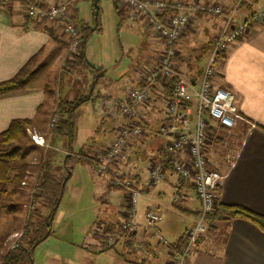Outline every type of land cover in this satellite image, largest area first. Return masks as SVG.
Returning a JSON list of instances; mask_svg holds the SVG:
<instances>
[{
    "label": "crops",
    "instance_id": "obj_1",
    "mask_svg": "<svg viewBox=\"0 0 264 264\" xmlns=\"http://www.w3.org/2000/svg\"><path fill=\"white\" fill-rule=\"evenodd\" d=\"M34 1L44 6L69 1L71 15H76L78 21L93 27L90 21L80 17L78 0ZM93 1L97 3V0ZM182 1L219 3L228 8L235 2ZM249 1L252 5L247 11L240 13L238 20L256 6L264 5V0ZM118 6L117 3L115 7L119 25L128 21L133 26L136 25L144 44L137 48L134 55L123 51L121 55L117 52L110 57L108 45L99 47L100 41L97 42L98 37L103 34L102 28L95 31L91 39L99 49L93 46L90 48L87 43L85 57L92 66L102 69L103 77L98 86L92 89L93 78L89 71L65 69V63L71 58L69 38L57 23L28 18L18 2L0 4V82L12 78L28 62L33 61L39 72L51 66L59 69L58 77H62L64 72L68 77H81L80 82L75 84L79 86H74L64 100H72L79 95L88 96L89 99L83 105L93 106V111L100 120L101 127L98 130L112 136L106 145L104 141H93V145L85 143L77 151L88 152L95 157L115 139L120 126L126 122L117 107L118 101L126 98L131 87L143 85V70L152 67L163 49L160 38L144 16H134L127 8ZM222 22L223 18L219 16L191 13L190 24L178 45L177 67L192 83L199 82L203 69L193 66L192 57L206 59ZM90 55L95 61L90 60ZM125 56L131 64L123 66ZM115 68H118L115 70L117 74L111 73ZM39 74L23 90L0 95V133L17 119L30 120V127L39 132L47 127L49 116L56 111L61 99V89H58L59 95H53L48 84L37 82ZM212 83L214 87L234 94L235 103L243 116L231 130L212 121L216 134L214 145L207 149L209 163L212 168L225 175L219 192V204L242 205L264 216V23L252 25L245 37L228 46ZM168 96L169 89L165 83L158 81L151 100L138 110L140 118L146 124L144 134L128 140L123 157L114 162L105 174H97L92 166L86 164L104 183L105 188L103 187L104 194L99 197L103 215L95 223L94 236L88 239L92 244L84 247L89 250L93 248L95 254L108 255L103 250L120 243V251L108 256L110 260H114L111 264H173L171 250L182 248L185 232L194 224L200 210V201L191 182L180 179L169 166L165 178L157 186L150 188L147 196L140 202L138 229L129 234L122 228L127 199L123 189L111 184L112 171L120 170L129 174L137 187L144 186L149 178L150 165L162 160L165 155L168 137L158 133L157 129L166 119ZM231 135L238 140L233 163H229L223 155L227 137ZM66 147L65 151L75 153L72 147L69 149L67 141ZM174 156L181 155H172ZM150 206L161 215V220L154 227L148 226L145 215ZM208 226L206 234L193 248L187 264H264V230L253 222L235 218L225 223L211 218L208 219ZM157 230L167 238L170 245L159 241ZM105 234L115 235L116 243L106 246L103 238Z\"/></svg>",
    "mask_w": 264,
    "mask_h": 264
},
{
    "label": "built area",
    "instance_id": "obj_2",
    "mask_svg": "<svg viewBox=\"0 0 264 264\" xmlns=\"http://www.w3.org/2000/svg\"><path fill=\"white\" fill-rule=\"evenodd\" d=\"M1 1L8 3L10 0ZM245 1L247 0H235L233 6L228 8L219 3L182 0H117L119 6L130 10L132 15L145 17L148 25L160 38L163 49L152 67L143 70V85L131 87L126 98L118 101L117 107L126 122L120 126L115 139L97 153L92 168L99 175L105 174L114 162L123 157L128 140L144 134L146 124L140 118L138 110L151 100L155 84L158 81L165 83L170 96L166 100V119L157 129L158 133L168 137L164 157L150 165L149 178L143 187H137L134 179L120 170L112 171L111 184L125 191L127 209L122 228L132 234L140 225L139 199L165 178L169 166L180 179L191 182L200 201V210L194 224L185 232L182 248L171 250L173 264H187L193 248L208 230V216L219 207V192L225 175L212 168L209 163L207 149L214 145L216 134L212 121L231 130L243 116L235 103L234 94L214 87L212 78L228 46L245 37L252 25L264 23V5L256 6L236 21L239 8ZM18 3L28 18L57 23L69 38L71 54L81 53V33L78 25L71 19L69 1L47 6H41L34 0H19ZM193 12L223 18L206 56L199 82L194 83L177 67L178 45L190 24ZM61 118V114H56L53 124H57ZM34 139L40 143L35 136ZM174 154L181 156L172 157ZM235 157L231 155L227 161L233 163ZM145 215L150 227L161 220V215L153 206L147 209ZM157 235L160 242L170 245L159 230ZM103 238L106 246H112L117 241L113 234H105Z\"/></svg>",
    "mask_w": 264,
    "mask_h": 264
},
{
    "label": "rangeland",
    "instance_id": "obj_3",
    "mask_svg": "<svg viewBox=\"0 0 264 264\" xmlns=\"http://www.w3.org/2000/svg\"><path fill=\"white\" fill-rule=\"evenodd\" d=\"M0 4L6 3L0 0ZM116 4L117 0H97V3L93 0H78L79 15L90 21L91 25L94 26L96 22L95 12L98 9V20L103 30V34L97 39V42L100 41L99 47L107 44L110 48L108 49L110 57L115 56L117 52L121 55L123 51L124 53L128 51L130 55H134L137 48L144 44L143 38L132 22L128 21L121 26L119 25L120 20L115 7ZM250 5H252L250 1H245L239 8V15L241 12L247 11ZM235 19L238 21V16ZM91 38L92 36L88 41L89 47L93 46L95 49H99V47L93 45L94 41ZM69 53L71 54L70 51ZM90 57L92 58L91 55ZM198 57L194 59L192 57L191 61L194 67L201 68L205 64V57L200 59ZM90 60L95 61L94 58ZM122 63L123 66L126 63L131 64L126 56L123 58ZM26 68L28 71L34 70L36 68L35 61L28 64ZM117 69H113L111 73L117 74V71H115ZM38 74L37 82L48 84L47 87L52 89L53 95H59L58 89H61L60 101H73L78 97L72 100H64L70 91L74 89V86H79L75 84L80 82L79 78L81 79V77H74V75L68 77L65 72L62 77H58L60 75L59 69L51 66L43 71L41 70V72L38 71ZM78 112L77 131L72 150L77 153L83 144L93 145V141H104V145H106L112 136L98 130L101 127L100 120L99 116L94 113L93 106L90 104L83 105ZM56 114L61 113L55 111L50 115L48 125L44 130L39 132V130L36 131L29 126L25 136L11 142L10 148H18L21 154L20 158L12 161L14 170L11 177L16 174H19L20 177L18 179L13 178L6 186L8 194L6 196V206L0 210V246H2V254L18 246L28 248L30 242L34 240L35 227L38 225L39 220L49 214L37 190L39 179L46 174V165L49 162L53 163L58 175L64 173L65 155L72 153L70 150H64L67 149L65 137L54 135L52 131L53 127L56 126V124H53V118ZM34 136L40 143H37ZM237 145L238 140L235 137L233 138L232 135L227 137L223 150L226 160L231 155L236 156ZM104 186V183L88 165L74 163L72 176L66 183L59 207L54 216L52 233L36 246L33 264H111L114 261L110 260L108 256L120 251V243L104 249L103 251H107L108 255L95 254L93 248L91 252V250L84 247L90 243L88 239L94 236L95 223L103 215L104 210H101L99 197L102 196ZM146 196L143 195L139 199L138 211L141 200Z\"/></svg>",
    "mask_w": 264,
    "mask_h": 264
},
{
    "label": "trees",
    "instance_id": "obj_4",
    "mask_svg": "<svg viewBox=\"0 0 264 264\" xmlns=\"http://www.w3.org/2000/svg\"><path fill=\"white\" fill-rule=\"evenodd\" d=\"M18 1L19 0H10L6 4L10 5ZM95 16L96 22L91 28L87 23L78 21L76 15H71V19L79 27L82 38V46L81 53L79 55L71 54L70 60L65 63V68L69 71L81 69L89 71L93 78L92 89L98 86L101 77H103V73H101L102 69L92 66L85 57L86 44L93 33L95 31H100L101 29L98 20V9H96ZM200 58L201 57L199 56L198 59ZM30 63L31 62H28L12 78L0 82V95L23 90L33 79H35L39 69L28 71L26 67ZM88 99V96L79 95L73 101L58 102L56 111L61 113L62 119L55 127H53L52 131L54 135L66 138L69 149H71L76 135V120L78 111ZM30 123V120L27 119H17L12 121L9 127L0 133V210L6 206V196L8 195L6 186L13 178L18 179L20 177L19 174L11 177L14 170L12 161L21 157L18 148H10L11 142L25 136ZM75 162L92 166L96 162V157L88 152L66 154L64 160L65 172L60 175L56 173L52 162H49V164L46 165V174L39 179L37 190L39 191V195L42 197L44 206L48 209L49 214L39 220L38 225L35 227L34 240L30 242L31 244L28 248L18 246L13 250L2 254V246H0L1 264L34 263V250L36 246L47 239L52 233L54 216L59 207L66 183L72 176L73 165ZM211 218L225 223H228L235 218H244L264 230V216L242 205H227L220 203L218 209L208 216V219Z\"/></svg>",
    "mask_w": 264,
    "mask_h": 264
}]
</instances>
